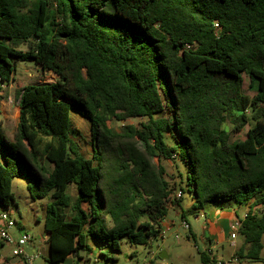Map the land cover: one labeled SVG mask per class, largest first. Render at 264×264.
<instances>
[{
    "label": "trees",
    "instance_id": "1",
    "mask_svg": "<svg viewBox=\"0 0 264 264\" xmlns=\"http://www.w3.org/2000/svg\"><path fill=\"white\" fill-rule=\"evenodd\" d=\"M27 60L58 77L17 89L12 138L0 128V207L14 202L15 177L32 197H51L49 263L90 253V241L112 260L102 245L120 251L125 236H160L168 203L180 206L185 193L164 159L185 169L189 212L247 208L235 256L262 259L264 0H0V90ZM73 110L90 122L91 157L74 137ZM128 118L140 121L110 126ZM226 123L249 124L245 137L231 141Z\"/></svg>",
    "mask_w": 264,
    "mask_h": 264
},
{
    "label": "rangeland",
    "instance_id": "2",
    "mask_svg": "<svg viewBox=\"0 0 264 264\" xmlns=\"http://www.w3.org/2000/svg\"><path fill=\"white\" fill-rule=\"evenodd\" d=\"M57 74L45 70L41 65L34 61H20L16 73L11 78L9 83L1 85L0 90V128L5 132L8 139L12 138L13 131L18 123L20 114L18 88H21L30 83H51L57 79ZM244 93L253 98L256 91L250 87V80L247 75H244L243 84ZM72 125L75 130L74 137L81 146L82 152L87 156L93 155V143L90 129V122L87 118L81 116L80 113L73 110L71 113ZM140 118H128L125 120L112 119L109 121L110 126L121 131L126 124H137ZM231 134V141L239 138H244L249 128L247 124L242 130L235 132L230 123L225 125ZM158 162V159H154ZM0 161H4L2 152L0 151ZM166 169V177L173 184L178 182L180 187L185 189L183 198L180 201V206H173L171 201L168 206L167 220L174 222L171 228H164L162 234L157 237H151L146 244H134L125 236L121 239V250L113 251L106 245H102L103 249H109V253L115 255L116 259H106L99 254V250L89 254L85 250H80V253L90 259L86 264H148L152 259L159 264H205L201 259V253L206 248L203 223L205 217L201 212L197 215L189 212L194 200L192 193L187 189L186 172L182 165H178L176 161L164 159L161 161ZM181 172L182 177H180ZM182 181L180 182V180ZM28 179L23 177H15L12 182V192L14 194V202L8 207L12 216L18 224L21 225L27 233L33 236L32 244L36 250L40 252L39 257L34 260L33 264H51L48 261L49 243L46 241V229L44 225L47 205L51 202V197L34 198L31 196L28 187ZM67 192L73 196L77 195V189L74 184H71ZM178 192V191H177ZM177 194V193H176ZM244 206H241L243 209ZM185 211L186 221L191 225V228H185L181 212ZM13 232H18L19 227H15ZM195 233V235H194ZM178 235V236H177ZM241 236L236 239V243L241 242ZM263 249L261 252L262 259L255 261L246 259L239 264H264V235L262 237ZM90 244L96 249L98 243L90 241ZM234 250V247L229 243H225L222 248H215L213 257L225 255L229 257V253ZM166 252L167 258H161L160 252ZM135 254L132 255L131 253ZM224 257V256H223Z\"/></svg>",
    "mask_w": 264,
    "mask_h": 264
},
{
    "label": "crops",
    "instance_id": "3",
    "mask_svg": "<svg viewBox=\"0 0 264 264\" xmlns=\"http://www.w3.org/2000/svg\"><path fill=\"white\" fill-rule=\"evenodd\" d=\"M177 191L175 192V194H173L172 197L176 196ZM171 203L173 202L171 201ZM169 205L170 204L168 203V206ZM172 205L176 206L175 203H173ZM246 210H247L246 207H243L242 209L241 207H236V206L222 209L215 204H209L205 209H202L200 212L202 216L205 217L203 227L204 229H206V231H204L203 233L204 235H206L205 237L206 248L204 251L209 252L213 255L215 248H222L223 250L224 244L229 243L231 246L234 247V250H232V252L228 254L229 257L227 258H230L233 255H235L236 250L243 243V238H241V242L239 244L236 243V245H233L232 240L230 238V225L232 221L235 220V218L242 217L243 214L246 212ZM173 224L172 222H169L167 218H165L162 222L163 229L171 228ZM18 227L21 226L18 224ZM189 228H191V225ZM13 233L17 234L18 232L17 233L13 232ZM48 237H49V232L47 231L46 233L47 242H48ZM32 248L36 249L33 244H32ZM94 252H95V248H93V250L89 254H92ZM131 254L134 255L135 253L132 252ZM222 257L226 258L225 255L218 256V258H222ZM89 259H90L89 256L85 257L80 252L78 253L71 252L66 256L63 262L57 264H86L87 261H89ZM11 260H12L11 248L9 246L0 244V264H10ZM151 263L159 264L158 262H155L152 259L149 261L148 264Z\"/></svg>",
    "mask_w": 264,
    "mask_h": 264
},
{
    "label": "built area",
    "instance_id": "4",
    "mask_svg": "<svg viewBox=\"0 0 264 264\" xmlns=\"http://www.w3.org/2000/svg\"><path fill=\"white\" fill-rule=\"evenodd\" d=\"M181 191H178L176 197H181ZM246 216V212L242 217L235 218L230 225V238L232 244L236 245L235 240L239 236V230L242 224L241 218ZM185 228L190 227L189 223L183 221ZM18 223L12 216L8 208L0 207V244L9 246L11 248L10 264H33L34 260L39 257L40 252L32 248L33 236L21 229L17 234L13 233V229L17 227ZM178 236V235H177ZM239 259L233 255L230 258H218L215 264H239Z\"/></svg>",
    "mask_w": 264,
    "mask_h": 264
},
{
    "label": "water",
    "instance_id": "5",
    "mask_svg": "<svg viewBox=\"0 0 264 264\" xmlns=\"http://www.w3.org/2000/svg\"><path fill=\"white\" fill-rule=\"evenodd\" d=\"M19 101H20V100H19ZM159 256H160L161 258H167V254H166V252H164V251L160 252Z\"/></svg>",
    "mask_w": 264,
    "mask_h": 264
}]
</instances>
